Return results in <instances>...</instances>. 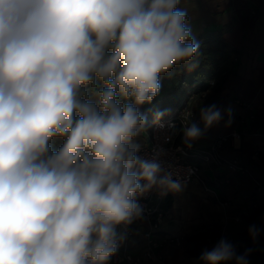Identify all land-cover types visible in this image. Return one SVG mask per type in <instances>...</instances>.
I'll use <instances>...</instances> for the list:
<instances>
[{"label":"clouds","instance_id":"obj_1","mask_svg":"<svg viewBox=\"0 0 264 264\" xmlns=\"http://www.w3.org/2000/svg\"><path fill=\"white\" fill-rule=\"evenodd\" d=\"M199 49L181 0H0V264H110L144 219L137 198L183 190L161 150L139 154L168 114L149 124L141 108ZM198 111L183 113L187 148L222 119ZM260 232L249 226L253 243ZM252 251L221 239L198 264Z\"/></svg>","mask_w":264,"mask_h":264},{"label":"crops","instance_id":"obj_2","mask_svg":"<svg viewBox=\"0 0 264 264\" xmlns=\"http://www.w3.org/2000/svg\"><path fill=\"white\" fill-rule=\"evenodd\" d=\"M181 6L188 9L189 23L200 42V56L219 63L214 76L200 74L184 84L185 99L206 87L211 79L217 80L197 109L215 104L222 119L197 140V146L208 149L220 142L217 152L223 158L237 160L246 171H231L226 163L205 161L200 156L192 158L226 204L219 203L197 179L184 184L179 194L169 193L165 201L172 204L157 233L160 240H167L160 249L162 259H144L143 264H198L201 253L210 251L217 244L215 238L222 236L231 240L238 254L253 249L249 264H264V0H181ZM238 100L253 105L254 116L244 112L243 123ZM229 119L231 124L226 126ZM242 129L246 133L241 139L229 137ZM147 136L148 131L138 140H147ZM217 179L229 182L219 183ZM250 225L261 229L256 243L249 236ZM144 228L139 225L130 242L133 255L143 254ZM176 236L185 239L180 247L170 241ZM208 240L210 243L204 244Z\"/></svg>","mask_w":264,"mask_h":264},{"label":"built area","instance_id":"obj_3","mask_svg":"<svg viewBox=\"0 0 264 264\" xmlns=\"http://www.w3.org/2000/svg\"><path fill=\"white\" fill-rule=\"evenodd\" d=\"M217 85L216 79H211L207 86L200 89L197 92L189 94L180 106L171 114L165 115L159 123L151 124L150 131L147 136V140L139 141L144 147L142 148L140 155L151 156L154 149L161 150L162 160L166 164L172 165L173 179L177 178V175L181 181L186 184L195 179L199 180L205 190L213 194L215 199L221 203L220 197L217 192L208 184V182L201 175V165L192 160L196 156H200L202 160L214 161L217 164L226 163L231 171L235 172H245L246 169L237 160H229L223 158L217 150L220 148V142L217 145H213L208 149H200L197 146V141L192 144L191 148H187L183 145L182 134L180 129L183 122L184 112H194V119L199 123V111L197 109L198 104L201 101L207 99L209 91ZM238 103L243 108V112L240 113L239 119L241 122H245L244 112L248 111L250 116H254L253 105L243 101L238 100ZM207 107V106H205ZM149 113V112H148ZM148 117H151L149 113ZM163 124V127L160 125ZM172 125V126H170ZM203 128V125H200ZM246 133L244 129L232 132L229 137L232 140L241 139ZM226 139V138H224ZM180 149V150H178ZM219 183H227L228 179H217ZM167 196V195H166ZM166 196H160L156 191H152L145 196L138 197V203L144 209V219L143 221H137L130 226V231L126 242L119 249L118 253L113 256L110 260V264H122L127 262L128 264H143L144 259L157 260L162 259L161 247L163 243L167 240H160L157 237V233L161 228L163 223L166 209L163 206ZM139 225H144L143 237H144V250L142 256L133 255L130 253V242L135 237L137 233V227ZM221 239H225L228 242L231 240L225 236L218 238L216 242ZM171 241L177 242L178 238H171Z\"/></svg>","mask_w":264,"mask_h":264},{"label":"rangeland","instance_id":"obj_4","mask_svg":"<svg viewBox=\"0 0 264 264\" xmlns=\"http://www.w3.org/2000/svg\"><path fill=\"white\" fill-rule=\"evenodd\" d=\"M219 63L214 62L211 59H204L202 56L199 57V65L192 71L183 70L182 66H177L174 68L167 76L162 78L161 81V90L156 98L151 102V104L144 105L141 108V111H151L155 112L157 110L164 111L167 109V113L171 114L178 106L182 103L183 95L186 93L184 89V84L192 81L193 76L202 74L204 77L206 74L215 75L218 73ZM210 71V73H209ZM214 71H216L214 73ZM204 73V74H203ZM150 113V112H149ZM149 124L152 122V117H148ZM148 133L150 127L147 129ZM147 131L143 135H147ZM60 141H55L54 146L58 147ZM179 239L176 246H182L185 242L184 237L176 236ZM217 237L215 238L216 241ZM171 241V240H170ZM210 240L204 242V244L210 243ZM173 242V241H172Z\"/></svg>","mask_w":264,"mask_h":264},{"label":"trees","instance_id":"obj_5","mask_svg":"<svg viewBox=\"0 0 264 264\" xmlns=\"http://www.w3.org/2000/svg\"><path fill=\"white\" fill-rule=\"evenodd\" d=\"M181 100H182V102H183L185 99L182 98ZM181 104H182V103H181ZM164 111H167V109L164 110ZM149 112H150L151 117H152V113H154V112H151V111H149ZM171 204H172L171 201H167V200H166V201H164L163 206H164L165 209H168V208L171 206Z\"/></svg>","mask_w":264,"mask_h":264}]
</instances>
